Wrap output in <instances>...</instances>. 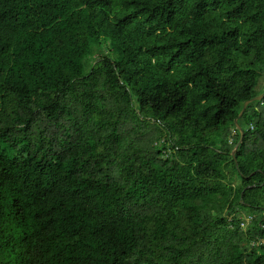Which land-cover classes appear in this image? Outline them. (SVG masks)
<instances>
[{
	"label": "trees",
	"instance_id": "trees-1",
	"mask_svg": "<svg viewBox=\"0 0 264 264\" xmlns=\"http://www.w3.org/2000/svg\"><path fill=\"white\" fill-rule=\"evenodd\" d=\"M263 92L264 0H0V264H264Z\"/></svg>",
	"mask_w": 264,
	"mask_h": 264
},
{
	"label": "water",
	"instance_id": "water-1",
	"mask_svg": "<svg viewBox=\"0 0 264 264\" xmlns=\"http://www.w3.org/2000/svg\"><path fill=\"white\" fill-rule=\"evenodd\" d=\"M264 99V92L263 94L251 99V100H247L243 103V106L237 116L236 119H234V126H235V129L238 131L239 133V140H238V143L236 144L234 150L232 151L231 155L234 156V152L236 151V149L238 148L239 144L242 143V138H243V135H244V130L239 126L238 124V119H240L244 113V111L246 110L247 106L255 101H262Z\"/></svg>",
	"mask_w": 264,
	"mask_h": 264
},
{
	"label": "built area",
	"instance_id": "built-area-1",
	"mask_svg": "<svg viewBox=\"0 0 264 264\" xmlns=\"http://www.w3.org/2000/svg\"><path fill=\"white\" fill-rule=\"evenodd\" d=\"M252 220V218L251 217H249L245 222H243L242 223V226H246L245 224H247L249 221H251ZM264 242V238L263 239H259V242H258V244L260 245L261 243H263Z\"/></svg>",
	"mask_w": 264,
	"mask_h": 264
},
{
	"label": "rangeland",
	"instance_id": "rangeland-1",
	"mask_svg": "<svg viewBox=\"0 0 264 264\" xmlns=\"http://www.w3.org/2000/svg\"><path fill=\"white\" fill-rule=\"evenodd\" d=\"M263 83V81L261 80V84ZM241 226H242V224H241ZM242 227H245V226H242Z\"/></svg>",
	"mask_w": 264,
	"mask_h": 264
}]
</instances>
